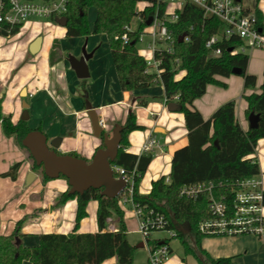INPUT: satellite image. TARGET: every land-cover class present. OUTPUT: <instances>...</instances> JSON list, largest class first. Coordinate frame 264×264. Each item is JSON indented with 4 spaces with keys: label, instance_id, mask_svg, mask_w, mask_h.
Listing matches in <instances>:
<instances>
[{
    "label": "trees",
    "instance_id": "trees-1",
    "mask_svg": "<svg viewBox=\"0 0 264 264\" xmlns=\"http://www.w3.org/2000/svg\"><path fill=\"white\" fill-rule=\"evenodd\" d=\"M261 0H256L258 4ZM97 9V18L90 26L88 11ZM259 24L263 25V13L255 7ZM154 8L141 13V22L137 30H127L137 11V0H69L66 26L68 37L106 34L111 48L115 68L122 90L133 91L141 88L163 85L165 102H176L178 111L185 115L189 142L178 149L172 159L169 177L162 176L153 181L149 195H139V184L153 159L152 152L141 155L127 151L128 136L134 130H143L137 123L134 110L128 115L122 126V140L118 155L113 164L123 167L135 180L133 200L144 209H154L163 213L169 220V227L177 231L184 255H193L199 264H231V257L214 258L203 248V239L216 237L201 230V225L214 218L212 214L211 191L201 192L196 199L182 196L185 186L213 183L212 195L224 202L228 207V216L235 212L237 192L241 183L261 173L260 164L255 157L259 139L264 138V72L259 92L243 93L247 102L246 117L254 113L259 116L258 127L245 130L236 116V101L230 100L222 104L208 119L195 107L196 99L205 95L210 84L226 87L217 76L229 77L235 68L242 70L244 89H255L257 76L248 73L250 57L246 53H233L236 44L234 39L218 43L215 47L222 49L220 56H210L207 41L222 31L221 21L214 16H205L204 10L191 2H187L176 22L168 23V29L175 39L174 52H157L156 58L162 60L158 74L151 70L146 59L137 47L140 36L148 21L155 15ZM163 14L162 9L159 12ZM22 25H16L4 36H13L20 31ZM127 33L128 41L122 36ZM189 37V41L180 38ZM59 42L53 45L50 60L55 64L61 59ZM181 70L186 74L178 79ZM148 99L139 100L146 105ZM0 121L4 134L13 137L16 144L27 151L32 162V170L41 175L43 182L51 180L46 176L43 165H37L29 150L24 147L23 140L33 131L28 121L13 123L2 115L0 104ZM41 131V130H40ZM103 131L101 138L104 140ZM104 147V143L102 144ZM59 153V152H58ZM83 158L78 153H71ZM88 161V160H87ZM89 162V161H88ZM22 163H15L3 176L16 179ZM118 177V173H115ZM64 179H67L65 176ZM71 187L59 196L60 205L70 199H77L79 205L91 200L99 203L98 223L100 230L91 232L43 233L39 236V244L34 247L25 246L23 234L19 227L10 235H0V264H23L25 260L31 264H101L105 260L117 257V264H133L136 246L131 244L127 236L125 212L120 206L123 195L111 198L102 195V189L90 188L83 194L70 193ZM116 214L119 227L110 231L109 219ZM171 239L164 243H170ZM160 240H150L149 247L154 250L161 245ZM171 253V251H170ZM185 259V258H184Z\"/></svg>",
    "mask_w": 264,
    "mask_h": 264
},
{
    "label": "crops",
    "instance_id": "crops-1",
    "mask_svg": "<svg viewBox=\"0 0 264 264\" xmlns=\"http://www.w3.org/2000/svg\"><path fill=\"white\" fill-rule=\"evenodd\" d=\"M259 3L256 5L263 13L264 22V11L259 7ZM261 7L264 9V5ZM96 18L97 13L89 18L92 26ZM138 19L141 22V18ZM38 37L41 38L39 50L31 53L32 43ZM1 38L0 104L3 116L8 117L14 124L19 122L24 111L23 102L26 101L29 104V120L32 123L28 120V124L31 129L41 130L48 136L49 141L60 137L62 141L57 149L60 154L78 153L91 161L104 140L93 133L91 119L87 113V102L95 109L106 126L104 131L110 136L113 129L117 125H123L131 110H134L137 123L144 126V129L130 132L127 151L141 155L149 139L155 142L153 159L138 187L139 195H149L153 181L162 176L169 177L174 153L189 142L185 115L178 110H168L163 85L133 91L122 90L106 34L68 37L66 27L57 21H28L17 34ZM56 41L59 42L62 57L52 64L50 55ZM150 41L144 48H138L145 59L153 56L148 46ZM84 46L88 53L93 54L88 61L89 77L80 79L71 67L68 56L71 54L79 57ZM151 70H155L154 67H151ZM263 72L264 63L259 72L255 73V89L245 90L243 78V91L236 100V116L245 130L249 129V119L246 117L247 102L242 95L244 92L260 91ZM185 74L186 71L181 70L177 78L180 79ZM219 80L227 86L210 84L205 95L194 102L205 119L211 117L228 101L223 98L219 88H228L229 84ZM143 98L148 99L146 105L139 103ZM200 100H203L202 107L197 105ZM251 157L257 158L260 164L261 173L255 178L261 182L264 189V138L259 139L256 152ZM17 162L22 163L17 178L14 180L3 176ZM30 171L34 172L28 152L21 149L13 137L4 134L0 122V235H10L19 227L24 245L34 247L39 244V236L43 233L68 234L75 230L95 233L100 230L98 201L87 202L82 210L77 199H70L60 205L59 196L68 190V180L57 178L43 182L41 175L34 172L37 174L36 179L27 185V175ZM120 206L125 212L121 201ZM131 211L136 220L132 208ZM109 221V230L116 231L119 227V217L114 214ZM166 239L168 237L155 238L153 234L151 236V240L164 242ZM129 241L133 244L130 239ZM172 241L173 239L169 243L171 253ZM250 242V239L240 236L210 237L203 239L202 245L214 258L231 257V264H264V244L260 245L262 256L247 260L243 255L249 251ZM138 245H135L136 248ZM23 264L31 262L25 260ZM101 264H117V257L107 259Z\"/></svg>",
    "mask_w": 264,
    "mask_h": 264
},
{
    "label": "built area",
    "instance_id": "built-area-1",
    "mask_svg": "<svg viewBox=\"0 0 264 264\" xmlns=\"http://www.w3.org/2000/svg\"><path fill=\"white\" fill-rule=\"evenodd\" d=\"M187 2L203 9L205 16H214L222 23V31L207 41L206 46L210 50V56H220L222 49L215 46L229 39L236 41L232 48L233 53H246L247 50L255 49L264 51V23L262 26L259 24L255 9L245 7L243 0H137L138 17L141 18V13L148 8H154L156 12L151 18V23L144 28L139 42L144 34L151 36L148 46L153 56L146 58V61L158 74L162 72L160 68L162 60L155 55L157 52H174L175 39L169 32L168 23L179 19L180 12ZM68 3L69 0H0V37L14 26L24 25L28 21H56L58 18L66 17ZM139 4L141 7H138ZM161 9L162 15L159 14ZM127 30H131V27H127ZM122 39L128 41V34L124 33ZM189 39L184 37L185 41ZM101 124L105 129L104 123ZM154 144L155 142L149 139L144 145V152H152ZM112 167L114 173L119 175L117 178L126 181L127 185L120 194H124L121 203L131 206L137 220L138 231L142 234L145 244L149 246L151 236L155 232L168 233L170 237L168 239L176 238L177 231L169 227V220L163 213L154 209H144L134 202L133 176L123 167L115 164ZM214 186L213 183L197 184L185 186L181 190L182 196L192 199H196L201 192L211 191L210 208L214 218L201 225L202 232L211 235L252 233L264 238V189L261 182L253 177L241 183L236 195L235 212L230 217L227 205L212 195ZM149 249L150 264H164L171 251L170 245L164 242L154 250L150 247Z\"/></svg>",
    "mask_w": 264,
    "mask_h": 264
},
{
    "label": "water",
    "instance_id": "water-1",
    "mask_svg": "<svg viewBox=\"0 0 264 264\" xmlns=\"http://www.w3.org/2000/svg\"><path fill=\"white\" fill-rule=\"evenodd\" d=\"M56 21L63 27L67 26V17L56 19ZM151 23V19L148 21ZM184 40V36L180 41ZM41 38L38 37L30 48L31 53H36L39 50ZM232 50V49H231ZM93 53H88L86 47L82 48V53L79 57L69 55L68 60L71 67L75 70L80 79L89 77L88 61ZM242 70L235 68L233 74L241 75ZM24 111L21 115V120H29V104L23 102ZM169 111H177L179 105L176 102H169L167 104ZM87 113L91 119L92 129L95 136H101L104 129L101 120L92 107L87 102ZM259 116L252 113L249 116V127H258ZM122 140V126L117 125L110 136L109 133L104 134V147L97 149L91 161L85 158L75 157L72 154H60L59 148L62 139L60 137L49 141L48 136L40 130L31 131L23 140V145L26 147L37 165H43L46 176L50 179H57L65 176L71 187L70 193L83 194L90 188L102 189L101 194L117 198L126 187V181L122 178H117L114 173L112 164L115 162L118 155L119 146ZM37 177V174L30 171L27 175L26 184L30 185ZM139 247L145 246V242H141Z\"/></svg>",
    "mask_w": 264,
    "mask_h": 264
},
{
    "label": "rangeland",
    "instance_id": "rangeland-1",
    "mask_svg": "<svg viewBox=\"0 0 264 264\" xmlns=\"http://www.w3.org/2000/svg\"><path fill=\"white\" fill-rule=\"evenodd\" d=\"M243 4L245 7H249L254 9L256 7V0H243ZM264 5V0L260 1L259 7L264 11V9L261 7ZM138 7H141V4L138 5ZM97 10L95 7H91L88 11V20L90 17H92L94 14L96 15ZM33 21V20H32ZM36 23H42V22H48L51 23V20H43V21H37ZM139 19L138 17H135L131 23V30H136L139 26ZM90 23V22H89ZM92 27V25L90 24ZM49 27V26H46ZM93 34V33H91ZM0 37V41H1ZM151 40V36L148 34H144L142 37V40L138 43L137 47L139 49H142L145 47V44ZM247 55L250 57V66L248 68V73L255 74L256 72H259L260 66L264 63V51L255 49V50H247ZM219 79L227 82L229 84L228 88H219L220 91H222L223 98H226V100H238L242 94L243 91V77L241 75L232 74L230 77H224V76H218ZM159 86V85H156ZM221 98V100H225ZM227 101V102H228ZM203 100H200L198 102V106L202 107ZM32 123L31 120H29V123ZM64 179V177H60ZM125 206V220L127 225V236L131 240V242L135 245H138L141 241H144L142 234L138 231V225L137 221L133 218L131 206L128 204H124ZM155 238L158 237H169L168 233L166 232H155L153 234ZM245 237L247 239H250L249 244V251L247 253H244L243 255L245 258L248 259H255L256 257H259L260 255H263L262 250L260 249V245L264 244V238H261L255 234L247 233V234H235V235H219L216 237ZM173 245V252L169 255V257L165 260L164 263H171L172 261H177L178 264H199L198 260L193 256L189 255L186 257L184 255L183 246L181 244V241L178 238H173L172 241ZM150 250L148 246L145 244L144 247H137L134 252V261L133 264H148V259L150 258ZM186 257V258H185ZM185 258V259H184ZM150 264V260H149Z\"/></svg>",
    "mask_w": 264,
    "mask_h": 264
}]
</instances>
